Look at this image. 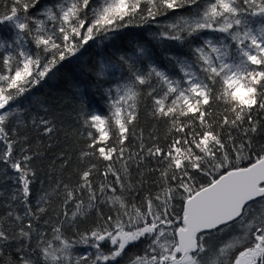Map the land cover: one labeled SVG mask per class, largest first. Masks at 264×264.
I'll list each match as a JSON object with an SVG mask.
<instances>
[{
    "label": "snow or ice",
    "instance_id": "6c2138e0",
    "mask_svg": "<svg viewBox=\"0 0 264 264\" xmlns=\"http://www.w3.org/2000/svg\"><path fill=\"white\" fill-rule=\"evenodd\" d=\"M39 3L6 0L0 12V25L13 30L11 41L0 38V72L6 73L0 74V183L14 185L0 215V259L15 246V257L5 264H120L131 248L144 244L127 264H209L210 253L217 257L212 264H264V144L256 140L264 134L258 117L264 112V0H57L29 15ZM185 8L194 11L156 34L189 45L187 55L167 57L179 75L154 63L142 66L151 59L142 46L135 58L119 56L111 67L124 71L106 90L108 114L79 113L87 139L77 156L83 166L75 183L62 178L72 163L62 151L49 165L56 177L51 190L33 204V162L41 154L28 128L50 139L57 130L46 116L21 119L13 103L90 41L112 39ZM29 42L34 49L25 46ZM105 74L101 65L97 75ZM145 86L151 89L152 117L174 135L161 144L150 134L146 143L141 131L133 152L127 145L136 136ZM219 105L222 113L215 110ZM148 160L157 166L134 185L132 163L139 169ZM157 173L158 191L139 206L130 204L131 194L143 190L144 175ZM52 197L60 201L57 208H51ZM89 210L97 218L81 231ZM78 245L85 246L82 254H75Z\"/></svg>",
    "mask_w": 264,
    "mask_h": 264
},
{
    "label": "trees",
    "instance_id": "16d2710c",
    "mask_svg": "<svg viewBox=\"0 0 264 264\" xmlns=\"http://www.w3.org/2000/svg\"><path fill=\"white\" fill-rule=\"evenodd\" d=\"M56 2L57 0H40L36 8L30 10L29 15H38L46 6H50ZM5 10L6 0H0V12ZM193 11L194 9L192 8H185L176 13L170 12L166 16L158 17L155 23L125 28L112 39L97 38L94 42L90 41L76 56L67 57L64 61L59 62L38 85L32 87L30 91H27L20 99L13 103V108L22 110L21 119L30 120L33 116H46L54 121L57 130L56 134L50 139L46 136H40L31 127L28 128L30 143L33 149L41 154V157L33 162V167L36 168L38 176L37 181L32 185L33 204L45 191L51 190L50 181L56 177L50 175L49 165L53 157L62 151L66 152L72 161L70 166L64 171L62 178L65 182H68L69 178H71V182L75 183L77 179L76 169L83 166L78 162L77 156L79 149L85 147L87 139L83 135L84 129L80 124L79 113L83 108L85 111L99 112L104 115L108 114L106 90L111 86L113 80H119L121 73L124 71L122 68L116 70L111 67V65L119 62V56L133 55L135 58V50L138 46H142L151 57L150 60H143L141 62L142 66L154 63L173 76L179 75L178 68L167 57L170 55H187L189 45H181L174 41H161L156 38V34L163 30L164 25L173 22L177 16H188ZM0 38L5 41H11L13 30L8 25H0ZM25 46L34 49L31 42ZM3 52L4 49H0V53ZM101 65H104L106 68V74L103 77L97 75ZM0 74L6 73L0 72ZM153 86L155 85L153 84ZM150 90L148 86L142 89L143 98L139 101L138 118L133 125V131L136 133V136L130 138L127 145L128 150L133 152L137 150L136 146L139 142V133L141 131L146 143H151L148 139L150 134L158 137L161 144H165L174 135L169 133V126L165 121H158L152 117V101L147 95ZM215 110L218 113H222L224 107L223 105H219L215 107ZM258 117L261 123L264 124V112L258 113ZM13 126H15V121H13ZM256 140L257 144H264V134L259 135ZM95 159L93 157V160ZM156 166L153 161L148 160L137 169L136 164L133 162L130 167V173L133 178L132 183L134 185L137 184L142 173H147L148 170ZM99 167L103 171L104 162L102 160L99 162ZM114 167L120 168L121 165L117 162ZM9 173L11 174V170H9ZM157 176L158 173L144 175L143 190L138 189L137 192L132 193L131 197H134V199L130 198L129 203H135L139 206L146 194L149 192L155 194L158 191V188L154 186ZM95 180L99 183L101 177L97 175ZM108 180L111 181L112 177H109ZM13 187L14 185L11 180L0 183V191L3 192V196H0V215L6 210L4 205ZM125 195L128 196L129 194L125 193ZM59 204L60 201L52 197L51 208H57ZM51 208L49 216L54 215ZM74 210V206L71 207L69 215ZM102 211L108 214L110 211L109 206L105 205ZM47 218L44 217L39 222L40 225H43L44 220ZM96 218V212L89 210L88 218L86 220L81 218L80 230L84 231L92 227V223ZM42 230L45 229L42 228ZM66 234L70 236L71 231ZM217 242L213 241L212 243L215 244ZM14 247L5 251L3 258L0 259V264H5V261L9 257H15ZM107 247L106 245L105 251H107ZM144 247V244H139L137 247L131 248L128 256L142 254ZM84 250V245H78L74 251L75 254H82ZM88 251L91 252L93 250L88 249ZM128 256L121 260L120 264H127ZM207 259L209 264H212V261L216 260L217 257L214 253H210Z\"/></svg>",
    "mask_w": 264,
    "mask_h": 264
}]
</instances>
